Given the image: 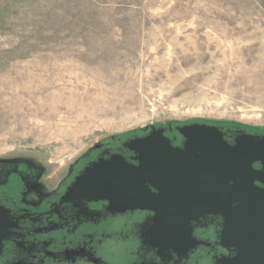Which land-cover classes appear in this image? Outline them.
Instances as JSON below:
<instances>
[{
	"label": "rangeland",
	"instance_id": "rangeland-1",
	"mask_svg": "<svg viewBox=\"0 0 264 264\" xmlns=\"http://www.w3.org/2000/svg\"><path fill=\"white\" fill-rule=\"evenodd\" d=\"M193 123L264 135V0H0L1 163Z\"/></svg>",
	"mask_w": 264,
	"mask_h": 264
},
{
	"label": "flooded vegetation",
	"instance_id": "flooded-vegetation-1",
	"mask_svg": "<svg viewBox=\"0 0 264 264\" xmlns=\"http://www.w3.org/2000/svg\"><path fill=\"white\" fill-rule=\"evenodd\" d=\"M228 130L223 128L224 139L232 143L235 133ZM148 132L93 145L53 181L29 162L0 161V264H263L264 249L256 243L252 250L255 242L244 248L241 227H235V246L230 245L220 215L191 218L181 240L163 244L153 229L152 212L115 204L112 209L107 200L71 192L77 176L99 160L115 157L137 166L123 144ZM164 136L172 147H182L176 132ZM256 238L261 242L264 237Z\"/></svg>",
	"mask_w": 264,
	"mask_h": 264
},
{
	"label": "water",
	"instance_id": "water-1",
	"mask_svg": "<svg viewBox=\"0 0 264 264\" xmlns=\"http://www.w3.org/2000/svg\"><path fill=\"white\" fill-rule=\"evenodd\" d=\"M147 130L146 136L123 144L134 153L137 166L115 157L99 160L77 176L71 192L107 200L112 209L115 204L152 212L153 229L163 244L181 240L191 218L214 214L226 220L231 246L239 226L244 248L255 242L252 250L256 243L264 249V238H256L264 237V135L236 129L229 143L221 126L193 123ZM172 131L183 138L181 148L164 136Z\"/></svg>",
	"mask_w": 264,
	"mask_h": 264
}]
</instances>
